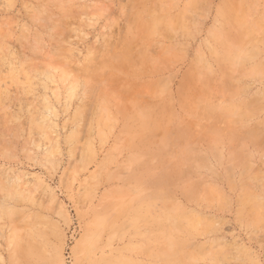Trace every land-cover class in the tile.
Here are the masks:
<instances>
[{
	"label": "rangeland",
	"instance_id": "obj_1",
	"mask_svg": "<svg viewBox=\"0 0 264 264\" xmlns=\"http://www.w3.org/2000/svg\"><path fill=\"white\" fill-rule=\"evenodd\" d=\"M0 264H264V0H0Z\"/></svg>",
	"mask_w": 264,
	"mask_h": 264
},
{
	"label": "bare ground",
	"instance_id": "obj_2",
	"mask_svg": "<svg viewBox=\"0 0 264 264\" xmlns=\"http://www.w3.org/2000/svg\"><path fill=\"white\" fill-rule=\"evenodd\" d=\"M149 37V36H148ZM101 62V61H100ZM100 62H98V63H100ZM106 108V107H105ZM205 188H206V186H205ZM221 199V198H220ZM256 199V198H255ZM255 202H257V200L255 201ZM207 205V204H206ZM199 228V227H198ZM97 233V232H96ZM95 235V234H94ZM17 247V246H16ZM87 250V249H86ZM208 252V251H207ZM195 253V252H194ZM209 253V252H208ZM206 254V253H205ZM207 255V254H206ZM207 256H209V255H207Z\"/></svg>",
	"mask_w": 264,
	"mask_h": 264
}]
</instances>
